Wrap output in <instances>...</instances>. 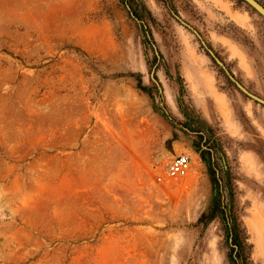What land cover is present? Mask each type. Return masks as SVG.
Returning a JSON list of instances; mask_svg holds the SVG:
<instances>
[{
  "label": "rangeland",
  "instance_id": "rangeland-1",
  "mask_svg": "<svg viewBox=\"0 0 264 264\" xmlns=\"http://www.w3.org/2000/svg\"><path fill=\"white\" fill-rule=\"evenodd\" d=\"M136 4L0 0V264H264V19Z\"/></svg>",
  "mask_w": 264,
  "mask_h": 264
},
{
  "label": "water",
  "instance_id": "water-1",
  "mask_svg": "<svg viewBox=\"0 0 264 264\" xmlns=\"http://www.w3.org/2000/svg\"><path fill=\"white\" fill-rule=\"evenodd\" d=\"M243 2H245L251 9H253L260 17H262L263 19H264V7L261 5V4H259L256 0H242ZM181 22V21H180ZM182 24H184L183 22H181ZM185 25V24H184ZM187 28H189V29H191L189 26H187V25H185ZM192 30V29H191ZM192 32L195 34V36L197 37V38H199V40H200V36H199V34L196 32V31H194V30H192ZM201 42V44L203 45V46H205V44H204V42L201 40L200 41ZM206 50H207V53H208V55L210 56V58L215 62V64L219 67V68H221L224 72H225V74H226V76H227V78H228V80L232 83V84H234V86L236 87V89L240 92V93H242L244 96H246L247 98H249L250 100H252L253 102H255V103H257V104H259V105H261V106H263L264 107V100L262 99V98H260V97H258V96H255L254 94H251L249 91H247L237 80H235V78L233 77V75H231L227 70H226V68H225V66H224V64L214 55V53L211 51V50H209V49H207V48H205Z\"/></svg>",
  "mask_w": 264,
  "mask_h": 264
},
{
  "label": "built area",
  "instance_id": "built-area-1",
  "mask_svg": "<svg viewBox=\"0 0 264 264\" xmlns=\"http://www.w3.org/2000/svg\"><path fill=\"white\" fill-rule=\"evenodd\" d=\"M191 169L190 156L181 154L174 156L166 166L163 176L156 177V183H162L165 180H180L187 177Z\"/></svg>",
  "mask_w": 264,
  "mask_h": 264
},
{
  "label": "bare ground",
  "instance_id": "bare-ground-1",
  "mask_svg": "<svg viewBox=\"0 0 264 264\" xmlns=\"http://www.w3.org/2000/svg\"><path fill=\"white\" fill-rule=\"evenodd\" d=\"M221 2H222V1H215V4L221 6L224 10L229 11V6H227L226 4L224 5V4H222ZM210 83H211V82H210ZM208 87L210 88V90H211L212 92H214V93L216 94V91H215V89L213 88L212 84H209ZM217 95H218V94H217ZM218 98H219V99H218V102H219L220 105H218V103H217V106H218L220 112L223 113V108H224V103H225V101H224V98H223V97H219V96H218Z\"/></svg>",
  "mask_w": 264,
  "mask_h": 264
},
{
  "label": "trees",
  "instance_id": "trees-1",
  "mask_svg": "<svg viewBox=\"0 0 264 264\" xmlns=\"http://www.w3.org/2000/svg\"><path fill=\"white\" fill-rule=\"evenodd\" d=\"M123 2L127 5V7H131V12L135 15V16H138V4L137 3V0H123ZM137 23L139 25V28L141 29V31H144L143 30V25H141L142 23L139 22V20H137ZM145 38H148L146 35H145Z\"/></svg>",
  "mask_w": 264,
  "mask_h": 264
}]
</instances>
